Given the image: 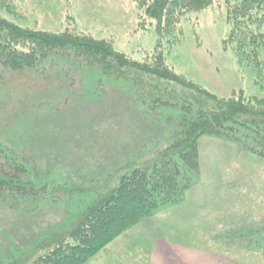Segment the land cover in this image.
<instances>
[{"label":"rangeland","instance_id":"rangeland-1","mask_svg":"<svg viewBox=\"0 0 264 264\" xmlns=\"http://www.w3.org/2000/svg\"><path fill=\"white\" fill-rule=\"evenodd\" d=\"M0 3L3 6L0 13L23 27L51 32L75 29L98 39H111L117 50L137 60L159 49L168 66L213 93L223 97L236 93L264 98V83L258 82V69L251 61L243 62L225 42L230 27L226 7L218 0L209 10L185 17L174 31L163 32L164 36L159 33L157 22L150 20L135 0H0ZM259 58L264 62V47ZM180 117V107L154 108L145 96H137L132 83L104 74L74 55L50 56L22 77L8 78L1 75L0 69V141H17L28 136L37 141L40 138H35L31 130L46 133L58 129V170L51 169L49 179H56L62 190L71 186L75 190L76 184L96 188L91 179H105L118 162L168 144L178 129ZM26 130H30L29 134H22ZM205 138L238 146L246 152L239 144L212 136ZM200 164L206 168L201 157ZM202 168L195 187L202 182ZM262 190L261 194L256 192L243 200L262 211ZM249 191L254 193L252 189ZM83 195L86 193L72 199H62L60 195L58 201L22 198L0 201V264L14 260L24 263L30 254L25 264L33 261L37 255L33 250L39 243L50 237L51 232L65 229L79 210L93 202L81 198ZM248 205L245 207L250 210ZM262 223L247 229L253 234L242 239L258 254L264 253ZM130 231L89 264H147L146 248L139 252L127 249L128 244L133 247L139 243L138 234Z\"/></svg>","mask_w":264,"mask_h":264},{"label":"trees","instance_id":"trees-1","mask_svg":"<svg viewBox=\"0 0 264 264\" xmlns=\"http://www.w3.org/2000/svg\"><path fill=\"white\" fill-rule=\"evenodd\" d=\"M135 2L150 20L157 22V29L164 36L163 32L174 31L190 14L209 10L215 0ZM218 2L226 7L230 27L225 42L243 62L254 64L260 73L258 82L264 83V62L259 58L264 47V0ZM68 55L132 83L137 96H145L154 108L180 107L181 117L168 144L118 162L105 179H91L96 188L76 184L75 190L73 186L62 190L56 179H49L51 169L58 170V129L46 133L31 130L35 138H40L37 141H31L29 136L0 141V201H58L60 195L62 199H72L80 193H86L81 198L93 201L79 210L65 229L51 232L39 243L33 250L36 257L27 264H89L162 208L182 202L199 183L200 140L205 136L239 144L264 160V98L213 93L168 66L159 49L137 60L117 50L111 39H98L75 29L51 32L27 28L0 13L1 75L22 77L50 56ZM252 234V230H240L228 236L242 240ZM28 256L24 263L14 260L10 264H25Z\"/></svg>","mask_w":264,"mask_h":264},{"label":"crops","instance_id":"crops-1","mask_svg":"<svg viewBox=\"0 0 264 264\" xmlns=\"http://www.w3.org/2000/svg\"><path fill=\"white\" fill-rule=\"evenodd\" d=\"M200 157L206 162V168L201 165L202 182L187 192L182 203L169 205L131 230L139 243L128 244L127 249L146 248L147 264H264V253L228 236L231 230L264 224V209L255 210L243 200L263 191L264 160L205 137L200 140Z\"/></svg>","mask_w":264,"mask_h":264}]
</instances>
